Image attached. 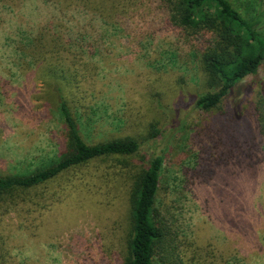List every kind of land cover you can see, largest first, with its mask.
<instances>
[{"label":"rangeland","instance_id":"1","mask_svg":"<svg viewBox=\"0 0 264 264\" xmlns=\"http://www.w3.org/2000/svg\"><path fill=\"white\" fill-rule=\"evenodd\" d=\"M121 3L114 24L86 15L94 47L74 49L61 62L78 77L74 106L93 119L84 138H143L157 124L162 134L142 155L165 157L161 210L181 264H264V139L255 114L264 65L218 109H197L208 90L195 56L214 35L175 27L158 0ZM99 6L91 8L111 3ZM58 8L41 0H0V175L35 169L36 159L61 149L64 128L47 65L30 67L15 51L18 36L38 35ZM80 17L55 23L62 33L83 31ZM122 175L94 164L40 188L34 203L2 210L0 264H121L128 225Z\"/></svg>","mask_w":264,"mask_h":264},{"label":"trees","instance_id":"2","mask_svg":"<svg viewBox=\"0 0 264 264\" xmlns=\"http://www.w3.org/2000/svg\"><path fill=\"white\" fill-rule=\"evenodd\" d=\"M41 1L57 4L55 14L59 18L48 16L45 28L38 35L24 31L18 36L20 42L15 51L30 67L47 65L48 83L53 87L51 93L63 124L64 140L57 154L36 159L39 162L35 169L0 175V213L3 210L8 214L21 204L34 203L40 188L67 174L100 164L126 175L128 225L121 264H181L177 239L161 210L165 157L156 154L148 161L142 155L143 147L158 139L162 130L154 123L143 138L128 135L88 142L83 133L91 130L93 119L74 106L73 92L78 77L61 63L74 49L94 47L93 28L86 15L92 13L105 24H114L112 21L123 13H120L124 10L123 0H99L97 5L94 0H81L83 5L73 3L72 7L62 0ZM106 1L111 3L110 8L99 10L101 2L106 5ZM158 1L175 27L190 35L206 32L215 37L195 56L201 71L200 82L208 90L197 99V109L205 112L218 109L247 78L260 73L264 65V0ZM72 14L86 20L84 30L70 28L62 33L61 26L55 22H71L75 20ZM255 114L258 131L264 139V85L255 104ZM243 116L239 114V119Z\"/></svg>","mask_w":264,"mask_h":264}]
</instances>
